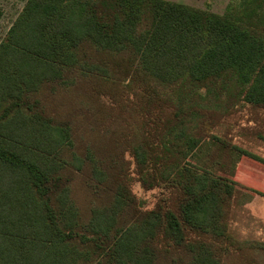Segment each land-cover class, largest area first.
<instances>
[{"label": "trees", "instance_id": "trees-1", "mask_svg": "<svg viewBox=\"0 0 264 264\" xmlns=\"http://www.w3.org/2000/svg\"><path fill=\"white\" fill-rule=\"evenodd\" d=\"M138 78L173 87L147 102L146 136L132 148L137 179L163 193L151 209L125 173L80 149L71 118L50 110L45 93ZM222 101L264 111V0H234L223 14L171 0H26L0 42V264H158L169 243L185 246L190 264H221L187 231L224 234L222 204L236 183L190 159L202 156L209 140L197 133L223 117ZM85 171L88 211L71 187Z\"/></svg>", "mask_w": 264, "mask_h": 264}, {"label": "rangeland", "instance_id": "rangeland-1", "mask_svg": "<svg viewBox=\"0 0 264 264\" xmlns=\"http://www.w3.org/2000/svg\"><path fill=\"white\" fill-rule=\"evenodd\" d=\"M171 1L223 14L234 0ZM25 3L26 0H0V42ZM125 82L128 81L120 80L118 85H113L91 79L63 93L59 90L51 93V88L45 93L50 110L71 118L80 149L84 150L89 144L107 169L125 173L132 192L143 202L142 208L151 209L163 193L160 187L146 189L137 179V163L132 148L146 136L142 120L147 102L151 98L171 95L173 87H162L142 78ZM225 106L222 101L216 107L223 117L214 127L207 123L203 133H197L209 140L199 150L202 156L190 158L214 174L226 176L236 183L233 194L227 196L222 204L224 234L216 236L189 229L187 235L192 240L210 245L221 264H264V191L261 189L264 184V111L256 112L239 101L228 108ZM222 140L230 145L222 146L218 142ZM242 150L248 154H242ZM210 152L215 154L216 161L207 159L206 154ZM78 153L84 155L87 152ZM71 156L66 152L65 157L69 159ZM90 179L88 171L77 172L71 186L73 197L85 211L95 200ZM163 196L167 197L166 206L175 207L174 193L165 191ZM167 246L170 250L161 252L158 264H190L191 254L185 246L177 249L171 243Z\"/></svg>", "mask_w": 264, "mask_h": 264}, {"label": "crops", "instance_id": "crops-1", "mask_svg": "<svg viewBox=\"0 0 264 264\" xmlns=\"http://www.w3.org/2000/svg\"><path fill=\"white\" fill-rule=\"evenodd\" d=\"M261 189L264 191V184H263V186L261 187Z\"/></svg>", "mask_w": 264, "mask_h": 264}]
</instances>
